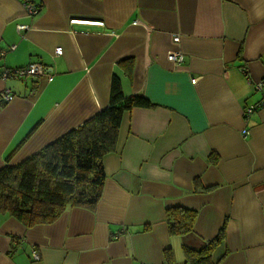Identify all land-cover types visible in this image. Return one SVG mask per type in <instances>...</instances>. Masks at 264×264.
<instances>
[{
  "label": "crops",
  "instance_id": "1",
  "mask_svg": "<svg viewBox=\"0 0 264 264\" xmlns=\"http://www.w3.org/2000/svg\"><path fill=\"white\" fill-rule=\"evenodd\" d=\"M32 3L35 14L0 0V72L34 61L45 72L0 77L13 93L0 101V167L106 107L114 75L151 106L122 115L93 211L68 207L31 228L0 213V264H189L181 246L222 227L217 264H264V106L247 121L243 111L260 97L253 83L264 88V0ZM175 49L179 64L167 59ZM170 207L196 211L191 233L169 234Z\"/></svg>",
  "mask_w": 264,
  "mask_h": 264
},
{
  "label": "trees",
  "instance_id": "2",
  "mask_svg": "<svg viewBox=\"0 0 264 264\" xmlns=\"http://www.w3.org/2000/svg\"><path fill=\"white\" fill-rule=\"evenodd\" d=\"M128 67V63L124 65L127 70ZM118 79L115 75L110 79L107 106L80 126L68 130L17 164H10L9 158L5 160L0 167V213L31 228L53 223L68 207L95 209L105 180L103 157L117 147L122 115L135 107L151 106L141 95L125 96ZM164 212L170 235L184 236L193 231L196 211L170 207ZM224 237L222 227L200 248L182 245L185 261L217 264L212 258L213 252ZM165 257L172 261L170 249L165 251Z\"/></svg>",
  "mask_w": 264,
  "mask_h": 264
},
{
  "label": "built area",
  "instance_id": "3",
  "mask_svg": "<svg viewBox=\"0 0 264 264\" xmlns=\"http://www.w3.org/2000/svg\"><path fill=\"white\" fill-rule=\"evenodd\" d=\"M26 11L29 14H35L38 11V7L35 6L32 2L28 1V2H24ZM26 26L25 25H18V29H24ZM179 41V36L178 35H173L172 37V42L177 43ZM14 46H11L10 48H12ZM61 48L60 47H56L55 48V53L56 54H60L61 53ZM182 51L179 49H175L171 52L168 53L167 55V59L169 61H172L176 64H179L183 61V53H181ZM2 54L4 52H1ZM242 71L245 72L246 69L242 68ZM45 72L43 71V67L41 66V64L36 63L34 61V63H30L26 66L23 67H14V68H7L4 69L2 72H0V77L2 78H8V77H14V78H18V79H26V78H36L39 75H43ZM263 80H258L255 81L253 83V88L255 91H259L260 92V97H258L257 101H254L253 103H248L244 106V120L247 121L249 119L250 116H252L255 113V110L263 107L264 106V88H263ZM13 99V93L9 90V89H3L0 91V101L1 102H9L10 100ZM243 135L247 133V130L242 131ZM31 256L33 257V259H38L39 254L37 253V251L35 249H32L30 252Z\"/></svg>",
  "mask_w": 264,
  "mask_h": 264
}]
</instances>
